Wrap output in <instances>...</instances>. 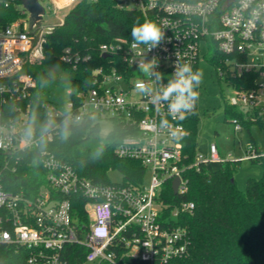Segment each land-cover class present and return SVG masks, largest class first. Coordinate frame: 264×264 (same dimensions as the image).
<instances>
[{"label": "built area", "instance_id": "obj_1", "mask_svg": "<svg viewBox=\"0 0 264 264\" xmlns=\"http://www.w3.org/2000/svg\"><path fill=\"white\" fill-rule=\"evenodd\" d=\"M81 0H38L43 8L40 25L28 24L29 14L18 0H0V7H15L19 16L0 28V104L23 100L35 88L34 78L24 67L44 58L45 37L55 25H44L43 16ZM95 2L96 0H88ZM121 10L139 12L144 21H153L165 33L161 44L147 51L133 47L132 40L115 38L97 46L104 61L91 71L89 86L68 92V104L56 110L42 104L50 119L79 124L87 116L108 119L120 126L121 138L114 155L137 161L149 174V185L100 184L81 177L68 163L52 152L40 149V140L51 141L57 131L41 136L28 131L29 105L15 107L13 115L0 112V151L5 155L0 174V264H170L185 256L187 235L178 225L181 213L194 210L183 201L188 193V170L200 165L263 161L264 153L249 145L245 156L226 160L215 143L206 156L196 152L186 163L184 136L170 137L171 125L187 133L193 114L173 121L166 105L154 107L149 96L138 93L135 83L147 80L136 67L142 58L158 59L157 71L167 76L179 63L197 70L203 48L211 50L210 62L219 79L233 85L227 104L242 116L264 126V0H115ZM143 21V22H144ZM62 22V21H61ZM61 24V23H59ZM103 55H106L103 58ZM92 60L89 53L65 48L60 61L73 70ZM199 92V88L197 89ZM167 118L169 127L160 121ZM236 132L242 127L233 118ZM188 134V133H187ZM37 153L32 165L44 170L37 187L16 186L3 175H14L21 153ZM178 179L176 194L172 183ZM169 186L178 201H165ZM76 204H81V212Z\"/></svg>", "mask_w": 264, "mask_h": 264}, {"label": "trees", "instance_id": "obj_2", "mask_svg": "<svg viewBox=\"0 0 264 264\" xmlns=\"http://www.w3.org/2000/svg\"><path fill=\"white\" fill-rule=\"evenodd\" d=\"M18 13L15 7H0V28L15 20ZM137 21H144L139 12L118 9L115 0H81L63 17L61 24L46 35L44 58L24 67L23 72L31 75L36 83L35 88L29 90V96L0 104V112L5 117L13 115L15 107L24 109L29 105L28 131L39 136L57 131L51 141L40 140V149L52 152L81 177L94 183H110L108 173L116 171L121 175L122 184L132 187L141 183L145 171L137 161L115 157L114 149L121 138L120 126L113 123L103 143L92 145L99 132L98 117L87 116L79 124L47 117L42 107L48 102L43 98V84L49 80L46 68L56 67L65 73L71 91L86 88L91 81L90 70L104 62L96 51L97 46L115 38L132 40L130 30ZM65 48L89 53L92 60L73 70L60 61ZM227 112L243 122L237 110L229 108ZM195 119L193 117L187 125L188 134L184 138L187 164L195 159L197 152ZM36 154H20L22 161L15 174L3 175L1 182L5 189L8 181H15L18 187L38 188L44 181V170L39 164L30 163ZM5 158L0 151V174L6 172L3 170ZM234 168L230 163H222L200 165L198 171H186L188 193L180 199L192 202L194 210L181 213L178 225L186 231L187 252L170 264H264V175L257 181L248 179L241 191L237 190L234 180L231 182ZM165 191V201H178L169 186ZM81 206L74 207L81 212Z\"/></svg>", "mask_w": 264, "mask_h": 264}, {"label": "rangeland", "instance_id": "obj_3", "mask_svg": "<svg viewBox=\"0 0 264 264\" xmlns=\"http://www.w3.org/2000/svg\"><path fill=\"white\" fill-rule=\"evenodd\" d=\"M76 4L57 11L56 18L50 13L43 16L44 25H59L63 17ZM211 50L202 49L197 69L203 72L199 86V99L196 103V121L194 131L197 142V152L206 156L208 147L215 143L220 156L226 160L239 159L245 156V151L252 145L257 151L264 153V127L261 123L242 116L241 130L236 132L229 110L227 99L233 92V85L221 80L210 62ZM49 80L43 84V98L50 102L56 110H63L68 104L69 82L65 73L59 68H46ZM232 109V108H231ZM99 132L92 140V145H100L112 130V122L108 119L99 120ZM248 122V123H247ZM233 178L237 190L244 191L248 179L259 180L264 175L263 161H243L234 165ZM108 179L111 183H120L121 175L116 171H109ZM149 174L143 176V185H149Z\"/></svg>", "mask_w": 264, "mask_h": 264}, {"label": "clouds", "instance_id": "obj_4", "mask_svg": "<svg viewBox=\"0 0 264 264\" xmlns=\"http://www.w3.org/2000/svg\"><path fill=\"white\" fill-rule=\"evenodd\" d=\"M132 46H144L147 51L158 47L165 39V33L161 27L153 21H137L130 30ZM136 67L146 76L147 80H138L135 89L138 93L149 96L154 107L166 105L168 116L173 121H183L188 115L193 114L197 100L199 99V88L203 72L199 69L193 70L190 63L177 62L174 71L167 76L164 83L165 74L157 71L159 67L158 59L146 60L142 58ZM170 121L165 118L160 121L162 127H169ZM187 133L179 124L171 125L170 137L179 141Z\"/></svg>", "mask_w": 264, "mask_h": 264}, {"label": "water", "instance_id": "obj_5", "mask_svg": "<svg viewBox=\"0 0 264 264\" xmlns=\"http://www.w3.org/2000/svg\"><path fill=\"white\" fill-rule=\"evenodd\" d=\"M22 7L28 12L29 17L28 18V24L31 28L33 25L39 26L40 25V19L41 15L43 14V8L38 4V0H18ZM233 0H228V4L231 3ZM106 55H103V58H105ZM178 179H175L172 183V191L174 194H176L177 185H178ZM231 182H233V179H231Z\"/></svg>", "mask_w": 264, "mask_h": 264}, {"label": "crops", "instance_id": "obj_6", "mask_svg": "<svg viewBox=\"0 0 264 264\" xmlns=\"http://www.w3.org/2000/svg\"><path fill=\"white\" fill-rule=\"evenodd\" d=\"M234 180V179H233ZM235 182V181H234Z\"/></svg>", "mask_w": 264, "mask_h": 264}]
</instances>
